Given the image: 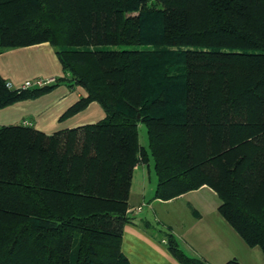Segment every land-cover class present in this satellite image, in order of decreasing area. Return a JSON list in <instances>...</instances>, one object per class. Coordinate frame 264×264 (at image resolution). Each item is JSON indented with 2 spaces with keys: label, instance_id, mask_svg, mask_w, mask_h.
<instances>
[{
  "label": "trees",
  "instance_id": "16d2710c",
  "mask_svg": "<svg viewBox=\"0 0 264 264\" xmlns=\"http://www.w3.org/2000/svg\"><path fill=\"white\" fill-rule=\"evenodd\" d=\"M43 42L65 79L15 90L0 75V109L67 80L87 95L64 117L92 102L107 116L53 135L0 126V264H131L133 171L151 157L156 199L209 186L264 254V0H0V53ZM166 238L181 264H208Z\"/></svg>",
  "mask_w": 264,
  "mask_h": 264
},
{
  "label": "crops",
  "instance_id": "0c3cea01",
  "mask_svg": "<svg viewBox=\"0 0 264 264\" xmlns=\"http://www.w3.org/2000/svg\"><path fill=\"white\" fill-rule=\"evenodd\" d=\"M0 75L15 86L36 78L66 77L55 48L48 42L1 52ZM86 95L84 88L62 80L51 92L37 99L0 109V126H31L53 135L104 120L107 114L98 102L64 117ZM156 187L157 179L153 182L151 179L150 158L139 162L133 171L130 221L124 226L121 244L131 264H181L168 247L166 234L169 233L176 237L187 255L208 264H226L231 260L240 264H264L261 248L250 247L221 215V200L212 188L204 185L165 201L155 198Z\"/></svg>",
  "mask_w": 264,
  "mask_h": 264
},
{
  "label": "built area",
  "instance_id": "2783aa9c",
  "mask_svg": "<svg viewBox=\"0 0 264 264\" xmlns=\"http://www.w3.org/2000/svg\"><path fill=\"white\" fill-rule=\"evenodd\" d=\"M57 82V79L54 77L51 78H36L33 80H27L24 83L15 86L13 83L11 82H7V87L9 89H15V90H26V89H31V88H41L44 86H48V85H52L55 84ZM138 210H141V207L138 208Z\"/></svg>",
  "mask_w": 264,
  "mask_h": 264
},
{
  "label": "rangeland",
  "instance_id": "374dc122",
  "mask_svg": "<svg viewBox=\"0 0 264 264\" xmlns=\"http://www.w3.org/2000/svg\"><path fill=\"white\" fill-rule=\"evenodd\" d=\"M136 48L138 47H132V46L110 47V49H115V50H130V49H136ZM139 138H140V144L148 149L147 127L143 123L139 125ZM150 165H151V179L153 182L157 178H156V174L154 170V162H153L152 157L150 158Z\"/></svg>",
  "mask_w": 264,
  "mask_h": 264
},
{
  "label": "water",
  "instance_id": "95a60500",
  "mask_svg": "<svg viewBox=\"0 0 264 264\" xmlns=\"http://www.w3.org/2000/svg\"><path fill=\"white\" fill-rule=\"evenodd\" d=\"M138 117H140V115H138Z\"/></svg>",
  "mask_w": 264,
  "mask_h": 264
}]
</instances>
